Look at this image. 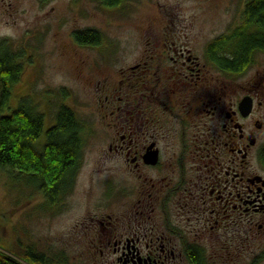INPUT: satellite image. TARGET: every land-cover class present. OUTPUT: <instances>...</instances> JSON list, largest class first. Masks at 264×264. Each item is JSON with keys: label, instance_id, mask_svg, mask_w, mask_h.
<instances>
[{"label": "flooded vegetation", "instance_id": "1", "mask_svg": "<svg viewBox=\"0 0 264 264\" xmlns=\"http://www.w3.org/2000/svg\"><path fill=\"white\" fill-rule=\"evenodd\" d=\"M169 27L143 29L135 59L120 47L93 83L107 184L46 262L264 263V69L240 79L210 58L213 41ZM81 66L88 76L83 55ZM81 151L53 207L77 184Z\"/></svg>", "mask_w": 264, "mask_h": 264}, {"label": "rangeland", "instance_id": "2", "mask_svg": "<svg viewBox=\"0 0 264 264\" xmlns=\"http://www.w3.org/2000/svg\"><path fill=\"white\" fill-rule=\"evenodd\" d=\"M246 1L131 0L107 8L100 0H0V39L11 42L25 68L13 87L11 110L27 98L45 115L47 132L55 125L58 108L65 105L75 111L85 129L91 128L84 134L77 184L56 207L48 205L30 176L0 169V251L23 262L31 253L53 257L61 235L101 201L108 173L104 169L101 174L99 168L108 142L93 129L101 121L92 85L121 64L120 47L125 61H133V48L144 37L143 29L162 21L177 32L186 28L205 45L220 40L242 24ZM86 28L102 33L100 48L89 50L75 41L74 31ZM81 55L88 76L82 73ZM253 57L245 70L235 72L240 79L264 69V52L256 51Z\"/></svg>", "mask_w": 264, "mask_h": 264}, {"label": "trees", "instance_id": "3", "mask_svg": "<svg viewBox=\"0 0 264 264\" xmlns=\"http://www.w3.org/2000/svg\"><path fill=\"white\" fill-rule=\"evenodd\" d=\"M129 1L100 0L107 8H118ZM243 15L241 25L208 47L210 58L224 71L242 72L251 64L256 51L264 52V0H247ZM74 38L80 45L96 46L102 35L97 29H84L74 31ZM21 58L11 42L0 39V169L30 176L51 205L82 154L86 129L75 111L65 105L58 108L55 125L47 132L45 115L27 98L11 110L13 87L25 69ZM42 137L45 146L40 151ZM25 260H16L0 251V264H52L40 254L31 253Z\"/></svg>", "mask_w": 264, "mask_h": 264}]
</instances>
